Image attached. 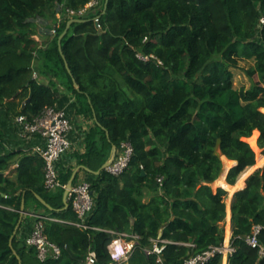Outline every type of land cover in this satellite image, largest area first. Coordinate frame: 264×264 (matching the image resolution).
<instances>
[{
    "label": "trees",
    "instance_id": "trees-1",
    "mask_svg": "<svg viewBox=\"0 0 264 264\" xmlns=\"http://www.w3.org/2000/svg\"><path fill=\"white\" fill-rule=\"evenodd\" d=\"M88 1L0 0V139L3 119L26 115L31 121L55 105L62 86L76 95L81 113L97 116L78 163L97 171L114 145L129 141L130 166L119 176L106 169L91 174L95 207L89 228H82L73 223L78 217L71 205L64 208L65 189L45 188L41 158L21 151L0 157V264H88L91 249L96 264H112L109 246L117 234L111 230L140 236L129 261L116 264H183L225 241L220 223L226 224L228 191L211 186L223 167L214 153L218 139L228 163L237 161L226 176L230 191L247 167L257 165L258 146L264 149V0H108L106 10L103 0L82 17L68 14ZM71 19L81 21L69 25ZM244 59H254L246 70L252 85L235 88L232 68ZM16 155L17 178L11 180L4 172ZM72 174L59 162L64 184ZM24 191L28 205L33 199L46 210L36 216H43L47 237L61 248L58 258L40 261L16 236L10 245ZM231 213L235 250L228 264H264L261 248L247 242L259 224L264 247V166L235 192ZM158 238L170 241L163 263L145 251ZM205 264H223V255Z\"/></svg>",
    "mask_w": 264,
    "mask_h": 264
},
{
    "label": "built area",
    "instance_id": "built-area-1",
    "mask_svg": "<svg viewBox=\"0 0 264 264\" xmlns=\"http://www.w3.org/2000/svg\"><path fill=\"white\" fill-rule=\"evenodd\" d=\"M102 2L103 0H89L84 7L78 10L68 9V14L77 18L82 17L91 9L100 7ZM95 20L97 26L101 27L99 17H95ZM261 22H264V17H262ZM50 32L55 34L56 30L52 28ZM142 58L148 59V57ZM34 76H38L36 72H34ZM15 121L21 133L23 132L24 135H40L45 140L44 145L36 147L37 152L44 161L45 188L49 191L59 188L65 189L66 184L61 181L59 176V162L71 148L69 133L73 129V123L66 111L62 108H58L56 105H50L46 106L43 111L31 121L28 120L26 115H18ZM133 153L134 147L131 142H122L117 150L115 158L105 169L115 176L123 174L130 166ZM158 181L162 183V177H159ZM91 187V181L79 179L74 182L68 195L69 203L78 217L73 223L82 228H89L86 219L95 207V199ZM36 217L39 219L36 218L31 233L24 240L25 243L29 247H34L36 249L37 256L42 262L46 261L49 257L58 258L61 255V248L51 242L47 237L44 223L41 219L43 216ZM261 229V225H254L252 233L247 236V242L253 247L259 246L261 252H264V247L261 245L258 238ZM110 232L117 234L109 246V252L113 260L112 264L128 262L136 249L140 236L138 234H128L126 232H117L114 230ZM169 242L168 240L158 238L153 240L152 247L145 249V251L148 255L156 253L158 255V262L163 263L161 255L165 244ZM189 245L194 246L193 243H189ZM234 250L235 248L232 243L228 245L224 243L221 246H212L202 253L185 258L183 264H205L218 254L228 256ZM86 260L88 264H96V251L91 249L88 252Z\"/></svg>",
    "mask_w": 264,
    "mask_h": 264
},
{
    "label": "crops",
    "instance_id": "crops-1",
    "mask_svg": "<svg viewBox=\"0 0 264 264\" xmlns=\"http://www.w3.org/2000/svg\"><path fill=\"white\" fill-rule=\"evenodd\" d=\"M42 29H43V31L41 30L42 32L47 31V28L45 27H42ZM37 39L43 41L46 39V36L39 35L37 36ZM56 99L57 100L55 105L58 108L64 109L67 115L69 116V118L71 119V122L73 123V129L69 133L71 148L60 160L61 166L71 167V169H73V172L77 171L76 176L78 177V180L83 179V180L91 181V179L93 178V175L91 174H95V175L98 174L97 171H99L100 169L96 171L86 166L85 164L78 163V154L84 153L86 151L87 149L86 136L90 131L91 127L94 125L95 121L97 120V116L95 114L94 119H91L85 116L83 113H81L76 95L72 91H69L62 86L59 87L58 91L56 92ZM1 124L4 129V137L3 139H0V157L6 156L13 151H21L25 155L37 156L41 158V156L36 150V147L44 145L45 140L40 135H33V136L24 135L23 132L21 133L20 128L18 127V125L15 123L14 120L3 119ZM118 149L119 148H117V150ZM112 150H111V155H112ZM18 157L19 155L14 156L15 159L14 163L12 164L9 170L4 172V175L9 177L11 180H16L17 178V167L19 166ZM243 174L244 172L239 177L238 179L239 181ZM249 174L250 173L248 172L247 176L244 179L243 186L239 187L238 189L244 188L246 184V178L248 177ZM238 180L234 185L238 184L239 182ZM25 195H26V191H24L23 193V200H22V204L24 203L25 206L24 209L21 210L20 225L18 227L17 233L15 234V236L19 240H25L26 237L31 233L34 223L36 222L37 213L46 212L44 208H39L37 203L33 199H30L28 205V203H26L27 199L25 198ZM34 195L41 202L40 200V197H42L41 194L35 192ZM231 216L232 213L230 211L228 223L225 224L224 243L227 245L231 244V238H232ZM132 221H134V218L132 219ZM223 264H228V256H223Z\"/></svg>",
    "mask_w": 264,
    "mask_h": 264
},
{
    "label": "rangeland",
    "instance_id": "rangeland-1",
    "mask_svg": "<svg viewBox=\"0 0 264 264\" xmlns=\"http://www.w3.org/2000/svg\"><path fill=\"white\" fill-rule=\"evenodd\" d=\"M41 30L43 31L42 28H41ZM47 31H49V30H47ZM41 33H44V32H41ZM253 64H254V59H244V60H240L239 61L238 67L232 68V71L234 73L233 84H234V87L235 88H240V87L244 86L245 88L248 89V88L251 87L253 79L248 76V74L246 73V70L248 68H250ZM254 79L256 80L257 77L255 76ZM257 146H258V139H257ZM256 154H257V157H256V163H257V165L255 167H253V168L252 167L251 168L250 167H247L243 172H247L248 171L250 174H252L256 169L264 166V149H262V148H260L258 146V150L256 151ZM226 158L227 157H225V156L222 157L223 166L227 167V169L229 171V169L234 164L232 165V163H228V160H227L228 158L227 159ZM260 158H263L262 163H260V161H259ZM228 171L226 172V174L224 176H221L220 175V177L215 182H213L211 184V186H212V188H213L214 191H216V189L218 187H223V188H225L228 191V195L226 197V202H227V217H228V218H226V224L228 223V220H229V212L231 211V204H232V200L234 198V194H235V192L241 190V189H236L230 195V193H229L230 190L226 187V186H229L230 185L226 181V176H227ZM241 174L239 175V177L241 176ZM249 175H248V177H249ZM239 177H238V179H239ZM230 186H232V185H230ZM245 186H246V184H245Z\"/></svg>",
    "mask_w": 264,
    "mask_h": 264
},
{
    "label": "water",
    "instance_id": "water-1",
    "mask_svg": "<svg viewBox=\"0 0 264 264\" xmlns=\"http://www.w3.org/2000/svg\"><path fill=\"white\" fill-rule=\"evenodd\" d=\"M107 2H108V0H106V5H105V10L107 9ZM73 21H81V19H71L70 21H69V25L71 24V22H73ZM69 25L66 27V29H65V31L60 35V37H59V44H61V40H62V38L64 37V35L67 33V31H68V28H69ZM66 65H67V68L70 70V68H69V65H68V63H66ZM74 83H75V86H76V88L77 89H80V87H79V84L76 82V81H74ZM116 153H117V146H113V150H112V155H111V157L104 163V165L102 166V168L101 169H105L111 162H112V160L115 158V156H116ZM214 153L216 154V155H218L219 157H223V154H222V151H221V139L219 138L218 139V141H217V143H216V146H215V149H214ZM237 164V161L234 163V165H236ZM233 165V166H234ZM100 169V170H101ZM100 170L99 171H97V173H99L100 172ZM228 171V169H227V167H225V166H223L222 167V169H221V176H224L225 174H226V172ZM76 172L77 171H75V172H73V174H72V176H71V178L69 179V181H68V183L66 184V188H65V190H64V195H63V201H64V203H65V208H68L69 206H70V203H69V198H68V195H69V191L72 189V186H73V184H74V180H75V177H76ZM40 200H41V202L45 205V206H47L48 208H50V209H53V207H51L42 197H40ZM24 203L22 204V210L24 209ZM19 225H20V220H19V222H18V224H17V226H16V228H15V230H14V233H13V235H12V237L10 238V245L12 246L13 245V238H14V236H15V234L17 233V230H18V227H19ZM220 225L222 226V227H224V229H225V225H224V223H220ZM21 246H24V243H20V245H19V247H21ZM14 252H15V254H17V251L16 250H14ZM18 255V254H17ZM18 257H19V255H18Z\"/></svg>",
    "mask_w": 264,
    "mask_h": 264
},
{
    "label": "bare ground",
    "instance_id": "bare-ground-1",
    "mask_svg": "<svg viewBox=\"0 0 264 264\" xmlns=\"http://www.w3.org/2000/svg\"><path fill=\"white\" fill-rule=\"evenodd\" d=\"M245 177H246V175L243 174L242 177H241V179H240V181L238 180L239 182H238L237 185H235L236 188H234V189H237V188L243 186ZM234 189H232V191L229 192L230 195L234 192Z\"/></svg>",
    "mask_w": 264,
    "mask_h": 264
}]
</instances>
